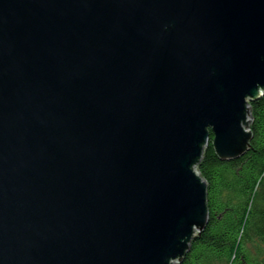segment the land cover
Returning a JSON list of instances; mask_svg holds the SVG:
<instances>
[{
	"label": "water",
	"instance_id": "1",
	"mask_svg": "<svg viewBox=\"0 0 264 264\" xmlns=\"http://www.w3.org/2000/svg\"><path fill=\"white\" fill-rule=\"evenodd\" d=\"M263 94L264 0H0V264L180 263Z\"/></svg>",
	"mask_w": 264,
	"mask_h": 264
},
{
	"label": "trees",
	"instance_id": "2",
	"mask_svg": "<svg viewBox=\"0 0 264 264\" xmlns=\"http://www.w3.org/2000/svg\"><path fill=\"white\" fill-rule=\"evenodd\" d=\"M253 137L222 160L210 143L196 163L207 182L209 221L178 264H264V94L251 102Z\"/></svg>",
	"mask_w": 264,
	"mask_h": 264
}]
</instances>
